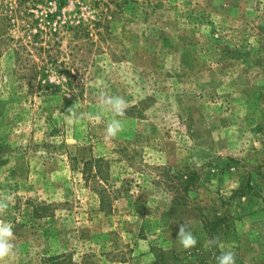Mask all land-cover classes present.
I'll return each mask as SVG.
<instances>
[{
  "label": "rangeland",
  "instance_id": "obj_1",
  "mask_svg": "<svg viewBox=\"0 0 264 264\" xmlns=\"http://www.w3.org/2000/svg\"><path fill=\"white\" fill-rule=\"evenodd\" d=\"M101 92L129 102L110 142L111 112L65 120ZM101 157L104 205L82 175ZM0 192L5 264H216L217 235L264 264V0H0Z\"/></svg>",
  "mask_w": 264,
  "mask_h": 264
},
{
  "label": "clouds",
  "instance_id": "obj_2",
  "mask_svg": "<svg viewBox=\"0 0 264 264\" xmlns=\"http://www.w3.org/2000/svg\"><path fill=\"white\" fill-rule=\"evenodd\" d=\"M98 102L101 111L96 113L83 112L77 114V104H75L74 107L68 109L65 120L69 124L80 120L100 122L103 119L105 111L111 112L113 118L106 124L103 136L105 142H110L124 130V123L120 118L125 116L129 102L121 96L109 95L105 92L99 94ZM13 200L14 194L0 192V216L6 213ZM14 241L15 234L13 225L0 219V264H5L6 261L18 255V249ZM176 241L184 250H191L196 247L198 240L194 234L191 221L180 224ZM204 247L209 250L214 248L220 249L219 255L215 256L216 264H236L235 252L231 249H225V245L221 241L220 236L217 235L207 239L204 243Z\"/></svg>",
  "mask_w": 264,
  "mask_h": 264
},
{
  "label": "trees",
  "instance_id": "obj_3",
  "mask_svg": "<svg viewBox=\"0 0 264 264\" xmlns=\"http://www.w3.org/2000/svg\"><path fill=\"white\" fill-rule=\"evenodd\" d=\"M38 73H36L37 75ZM39 74H41L42 76H44V72L43 71H39ZM68 86L71 87V84H67ZM35 87L42 89L44 87L45 89V95H49L51 97H53L55 95V92L52 91V88L58 90L60 89L59 86L54 85V84H50V83H45L44 86L41 85V83H38L37 85H35ZM68 90H70L67 87ZM84 168L82 169V175L85 181V184H93L92 187H90V189L92 190V192L98 197L99 203L101 205L106 204L107 200L109 199V194L107 193L106 188L103 186V184L107 183L108 177L110 176V163L109 160H106L105 157H101L98 158L96 160L93 161H87L83 164ZM174 186V185H173ZM176 186V185H175ZM173 188V187H172ZM179 188V186H177V189ZM176 194L173 195L172 198V203L174 205H184L185 204V200L183 198H181L180 194L177 193V191H174ZM39 210L36 209L35 213L38 214ZM36 216H41V215H36ZM202 224L204 226V231L208 232V234H210L213 231V227H211L213 224L207 222V221H202ZM162 261L164 262V264H167V259L162 256Z\"/></svg>",
  "mask_w": 264,
  "mask_h": 264
}]
</instances>
